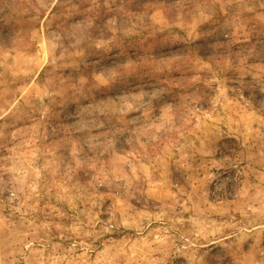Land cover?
<instances>
[{
    "label": "rangeland",
    "instance_id": "374dc122",
    "mask_svg": "<svg viewBox=\"0 0 264 264\" xmlns=\"http://www.w3.org/2000/svg\"><path fill=\"white\" fill-rule=\"evenodd\" d=\"M263 138L264 0H0V264H264Z\"/></svg>",
    "mask_w": 264,
    "mask_h": 264
},
{
    "label": "crops",
    "instance_id": "0c3cea01",
    "mask_svg": "<svg viewBox=\"0 0 264 264\" xmlns=\"http://www.w3.org/2000/svg\"><path fill=\"white\" fill-rule=\"evenodd\" d=\"M260 142V152L258 156L255 155V160L250 164L249 171L254 176L255 186L245 183V194L241 204L236 206L237 210H233L230 205L217 207L216 209V222L227 223L229 222L233 228L239 222H244L246 225L250 223L264 224V138ZM259 198V201L256 199ZM253 203H252V202ZM249 210V211H248ZM240 213L244 220L238 221L235 214Z\"/></svg>",
    "mask_w": 264,
    "mask_h": 264
}]
</instances>
